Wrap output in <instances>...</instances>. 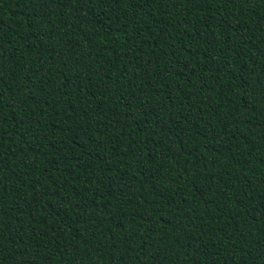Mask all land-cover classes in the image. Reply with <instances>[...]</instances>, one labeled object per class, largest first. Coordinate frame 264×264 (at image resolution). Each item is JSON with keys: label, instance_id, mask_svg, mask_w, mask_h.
Instances as JSON below:
<instances>
[{"label": "trees", "instance_id": "trees-1", "mask_svg": "<svg viewBox=\"0 0 264 264\" xmlns=\"http://www.w3.org/2000/svg\"><path fill=\"white\" fill-rule=\"evenodd\" d=\"M0 264H264V0H0Z\"/></svg>", "mask_w": 264, "mask_h": 264}]
</instances>
